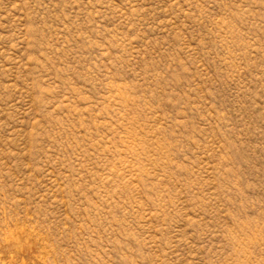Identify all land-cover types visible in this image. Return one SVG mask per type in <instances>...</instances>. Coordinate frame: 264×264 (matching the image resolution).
<instances>
[{
	"label": "rangeland",
	"instance_id": "1",
	"mask_svg": "<svg viewBox=\"0 0 264 264\" xmlns=\"http://www.w3.org/2000/svg\"><path fill=\"white\" fill-rule=\"evenodd\" d=\"M0 264H264V0H0Z\"/></svg>",
	"mask_w": 264,
	"mask_h": 264
}]
</instances>
